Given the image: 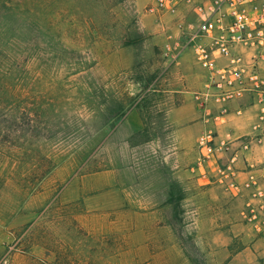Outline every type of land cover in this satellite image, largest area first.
<instances>
[{"label": "rangeland", "instance_id": "obj_1", "mask_svg": "<svg viewBox=\"0 0 264 264\" xmlns=\"http://www.w3.org/2000/svg\"><path fill=\"white\" fill-rule=\"evenodd\" d=\"M149 2L0 0V264H264L248 191L199 170L179 16Z\"/></svg>", "mask_w": 264, "mask_h": 264}, {"label": "built area", "instance_id": "obj_2", "mask_svg": "<svg viewBox=\"0 0 264 264\" xmlns=\"http://www.w3.org/2000/svg\"><path fill=\"white\" fill-rule=\"evenodd\" d=\"M192 4L195 18L187 21L180 12L183 5ZM149 12L153 15L178 14V27L183 31L175 44L164 47V56L176 61L187 49H192L196 61L207 71V84L196 98L202 103L216 98L221 103L240 99L249 94L256 97L259 105V121L255 130L246 135L242 148L249 151L253 141L264 144V0H150ZM227 59L219 63V59ZM199 166L208 174L206 164L217 157L222 144L216 135L207 131L198 139ZM232 160L228 165L230 187L236 193L255 183L244 185L234 177ZM246 217L264 230V188L257 186L250 192Z\"/></svg>", "mask_w": 264, "mask_h": 264}, {"label": "crops", "instance_id": "obj_3", "mask_svg": "<svg viewBox=\"0 0 264 264\" xmlns=\"http://www.w3.org/2000/svg\"><path fill=\"white\" fill-rule=\"evenodd\" d=\"M191 8L192 6L189 7L186 4L181 8V12L187 21H192L195 18L194 10ZM190 58H192L195 67L201 72L206 84L207 71L196 61L192 49L183 52L178 61H183L182 63L185 64ZM181 62L179 63L181 64ZM226 62H228L227 59H219L220 64ZM198 109V115L194 123L195 127L203 129L202 133L207 131L215 133L217 142L222 144L217 157L212 163L206 165V167L210 166L211 173L218 178V181L229 180L231 183L232 179L227 167L234 160L235 173L233 178L238 183L244 185L246 182H251V177L254 176L255 183L251 182L252 186L250 188H244L248 191L249 197L251 190L255 187L261 186L264 188L263 155L253 156L241 147L246 135L255 130V126L259 121V105L255 95L247 94L228 103H221L216 98H212L207 103H201ZM199 170L203 171L204 168L199 166Z\"/></svg>", "mask_w": 264, "mask_h": 264}, {"label": "trees", "instance_id": "obj_4", "mask_svg": "<svg viewBox=\"0 0 264 264\" xmlns=\"http://www.w3.org/2000/svg\"><path fill=\"white\" fill-rule=\"evenodd\" d=\"M3 3V2H2ZM5 5H7L6 3H4ZM4 17H6L7 16V14H4L3 15ZM122 109V110H121ZM119 110H121V112L123 111V107L122 106H120V109ZM119 110H118V112H119Z\"/></svg>", "mask_w": 264, "mask_h": 264}]
</instances>
